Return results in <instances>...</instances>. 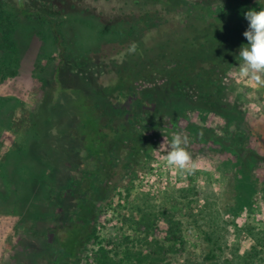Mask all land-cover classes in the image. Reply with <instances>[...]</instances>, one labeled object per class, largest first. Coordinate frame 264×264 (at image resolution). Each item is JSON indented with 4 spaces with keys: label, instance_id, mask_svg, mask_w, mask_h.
Segmentation results:
<instances>
[{
    "label": "rangeland",
    "instance_id": "1",
    "mask_svg": "<svg viewBox=\"0 0 264 264\" xmlns=\"http://www.w3.org/2000/svg\"><path fill=\"white\" fill-rule=\"evenodd\" d=\"M46 1L0 0V264H264V168L251 167L247 180L231 154L242 121L252 149L264 154V84L240 78L239 60L223 81L227 118L216 100L188 94L153 114L143 87L135 108L102 90L136 39L133 15L162 10L129 0ZM172 15L154 39L179 25ZM87 104L114 126H131L136 112L135 128L152 140L136 161L127 148L110 154L114 176L96 206V236L70 260L56 237L88 197L80 187H95L89 171L99 166L79 131L77 110ZM41 134L62 142L67 164L55 169L40 158ZM174 134L188 141L185 168L161 159Z\"/></svg>",
    "mask_w": 264,
    "mask_h": 264
},
{
    "label": "trees",
    "instance_id": "2",
    "mask_svg": "<svg viewBox=\"0 0 264 264\" xmlns=\"http://www.w3.org/2000/svg\"><path fill=\"white\" fill-rule=\"evenodd\" d=\"M142 3L162 11H143L133 15L135 18L132 22L140 29L133 32L135 40L125 43L129 50L126 54L128 56L119 65L117 77L105 86L102 93L107 95L109 92H116L117 98L137 108L141 105L139 92L143 87L149 92L146 97L156 102L153 114L165 100L183 98L186 94L197 96L198 99L209 98L210 103L216 100L212 105L225 113L227 118L232 104L224 98L223 81L239 61L237 57L241 46L248 43L243 36L248 28L245 13L253 9L264 10V0H244L222 5L210 2L191 4L186 0L127 2L128 5L137 6ZM80 7L89 8L86 5ZM165 15L178 16L180 23L165 38L154 39L162 34V26L169 19ZM114 22L119 23L121 20ZM99 96H92L91 99L96 100ZM76 98L83 102L82 96ZM95 108L94 105L87 104L80 105L77 110L84 149L99 164L96 169L89 171L92 182L96 181L95 187H80L83 192L88 193V197L77 206L74 221L64 225L63 233L61 229L62 234L59 232L56 237V244L64 254L62 257L70 260L77 259L79 251L90 242V237L96 236V229L92 224L96 206L107 195L109 183L114 176V167L109 164L110 154L115 152L119 156V150L127 148L128 158L133 157V161H136L141 158L147 141L152 140L142 129L135 128V121H139L136 112L129 114V119L134 122L131 126H127L124 121L114 126L104 122L96 114ZM121 112L125 114L124 110ZM53 114L59 119L63 116V112ZM243 122L232 133V139L236 143L231 154L237 156L236 166L240 175L250 180L251 167L258 165L264 168V154L252 149L250 140L248 141V130ZM40 144L44 148L41 154H46H40V158L53 163L55 169L69 162L62 142L54 139L47 142L41 134Z\"/></svg>",
    "mask_w": 264,
    "mask_h": 264
},
{
    "label": "clouds",
    "instance_id": "3",
    "mask_svg": "<svg viewBox=\"0 0 264 264\" xmlns=\"http://www.w3.org/2000/svg\"><path fill=\"white\" fill-rule=\"evenodd\" d=\"M248 28L243 33L247 44L241 46L238 59V75L250 82L264 84V10L255 9L245 13ZM134 51V46L133 49ZM165 141V137H164ZM187 138L174 134L171 142L167 145L166 155L161 159L166 160L169 166L185 168L191 157L183 145L187 144ZM165 147V142L160 146V152Z\"/></svg>",
    "mask_w": 264,
    "mask_h": 264
}]
</instances>
